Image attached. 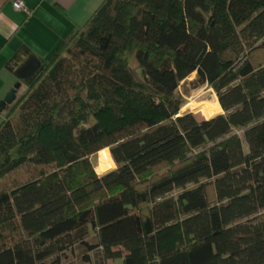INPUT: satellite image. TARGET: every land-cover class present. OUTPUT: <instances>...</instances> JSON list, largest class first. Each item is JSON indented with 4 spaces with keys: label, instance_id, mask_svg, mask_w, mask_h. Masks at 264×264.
Masks as SVG:
<instances>
[{
    "label": "trees",
    "instance_id": "1",
    "mask_svg": "<svg viewBox=\"0 0 264 264\" xmlns=\"http://www.w3.org/2000/svg\"><path fill=\"white\" fill-rule=\"evenodd\" d=\"M195 73L207 119L181 114ZM23 86L0 122V264H264V0H104Z\"/></svg>",
    "mask_w": 264,
    "mask_h": 264
},
{
    "label": "crops",
    "instance_id": "2",
    "mask_svg": "<svg viewBox=\"0 0 264 264\" xmlns=\"http://www.w3.org/2000/svg\"><path fill=\"white\" fill-rule=\"evenodd\" d=\"M0 0V102L19 81L26 60L47 61L63 39L84 26L104 0Z\"/></svg>",
    "mask_w": 264,
    "mask_h": 264
},
{
    "label": "rangeland",
    "instance_id": "3",
    "mask_svg": "<svg viewBox=\"0 0 264 264\" xmlns=\"http://www.w3.org/2000/svg\"><path fill=\"white\" fill-rule=\"evenodd\" d=\"M196 77H197V74L195 73L191 75L189 78H186V80L183 81L179 86L177 95L183 101V107L181 109V114L190 112V113L195 114L198 119H207V117L202 115L203 113L201 112V110L203 107H209L211 109L216 108L215 106H217L218 104V97L215 91L212 90V88H210L208 85H201L197 81ZM25 90L26 88L24 86L21 87V89L18 92V95L24 93ZM210 112L214 116L220 115L223 113V111L220 110V106L216 110H210ZM5 116H6V111L4 110L2 113H0V122L4 119ZM235 133L238 134L240 138H242L243 147H244L245 152L247 153L248 145L244 139L243 131L238 130V131H235ZM104 153L100 152L99 154L93 155L91 157L92 164L95 167V170L99 176H103L104 174L110 171H113V169L116 170L117 168L116 163L114 162H113V167L110 166L109 162H107L108 159L106 160L107 156L106 158L105 156H103ZM100 155L104 157L105 162L107 163V167H106L107 169H105V171H99V169L97 168L99 165ZM175 195H177V193H175ZM96 241H97V238L95 236V233L91 230L89 242L91 244H96ZM87 257L90 258L89 262H87L86 260ZM60 259H61L60 264H123V259L106 260L103 258L102 254H100V250L88 251L87 249L82 248V247H76L72 250L67 251L65 254L60 256ZM54 261L55 260L52 259L50 260L49 263L53 264Z\"/></svg>",
    "mask_w": 264,
    "mask_h": 264
},
{
    "label": "water",
    "instance_id": "4",
    "mask_svg": "<svg viewBox=\"0 0 264 264\" xmlns=\"http://www.w3.org/2000/svg\"><path fill=\"white\" fill-rule=\"evenodd\" d=\"M41 66L42 62L40 60H38L36 57H31L26 60V62H24L21 67L18 68L16 71V77L19 81L6 95L5 99L0 102V113H2L4 110H7V108L16 101L18 92L22 87V81L35 76L41 69Z\"/></svg>",
    "mask_w": 264,
    "mask_h": 264
},
{
    "label": "bare ground",
    "instance_id": "5",
    "mask_svg": "<svg viewBox=\"0 0 264 264\" xmlns=\"http://www.w3.org/2000/svg\"><path fill=\"white\" fill-rule=\"evenodd\" d=\"M107 167V163L105 162V159L103 156L100 155V158H99V165H98V169L99 171H105V169Z\"/></svg>",
    "mask_w": 264,
    "mask_h": 264
},
{
    "label": "built area",
    "instance_id": "6",
    "mask_svg": "<svg viewBox=\"0 0 264 264\" xmlns=\"http://www.w3.org/2000/svg\"><path fill=\"white\" fill-rule=\"evenodd\" d=\"M13 8L15 10H24V5L21 0H13Z\"/></svg>",
    "mask_w": 264,
    "mask_h": 264
}]
</instances>
